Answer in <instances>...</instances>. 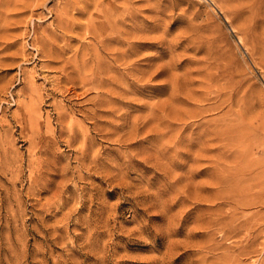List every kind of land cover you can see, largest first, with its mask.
<instances>
[{
  "label": "rangeland",
  "instance_id": "374dc122",
  "mask_svg": "<svg viewBox=\"0 0 264 264\" xmlns=\"http://www.w3.org/2000/svg\"><path fill=\"white\" fill-rule=\"evenodd\" d=\"M12 3L0 264H264V0Z\"/></svg>",
  "mask_w": 264,
  "mask_h": 264
},
{
  "label": "bare ground",
  "instance_id": "6f19581e",
  "mask_svg": "<svg viewBox=\"0 0 264 264\" xmlns=\"http://www.w3.org/2000/svg\"><path fill=\"white\" fill-rule=\"evenodd\" d=\"M12 2L14 3V5H16L17 0H5L4 2H0V3H3V5H7L8 6L9 4L11 5Z\"/></svg>",
  "mask_w": 264,
  "mask_h": 264
}]
</instances>
